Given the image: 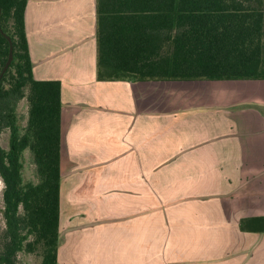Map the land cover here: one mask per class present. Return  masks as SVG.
<instances>
[{
	"label": "crops",
	"instance_id": "obj_1",
	"mask_svg": "<svg viewBox=\"0 0 264 264\" xmlns=\"http://www.w3.org/2000/svg\"><path fill=\"white\" fill-rule=\"evenodd\" d=\"M95 24L96 0L25 6L33 78L61 86L58 264H264L240 228L264 216V80L99 81Z\"/></svg>",
	"mask_w": 264,
	"mask_h": 264
},
{
	"label": "trees",
	"instance_id": "obj_2",
	"mask_svg": "<svg viewBox=\"0 0 264 264\" xmlns=\"http://www.w3.org/2000/svg\"><path fill=\"white\" fill-rule=\"evenodd\" d=\"M27 0H0V29L12 61L0 79V178L4 229L0 264L19 253H39L58 264L61 86L32 75L24 26ZM96 77L121 81L264 80V0H96ZM0 33V74L9 42ZM28 105L24 128L16 108ZM28 149L37 183H23ZM244 231L264 233V216L242 220Z\"/></svg>",
	"mask_w": 264,
	"mask_h": 264
},
{
	"label": "rangeland",
	"instance_id": "obj_3",
	"mask_svg": "<svg viewBox=\"0 0 264 264\" xmlns=\"http://www.w3.org/2000/svg\"><path fill=\"white\" fill-rule=\"evenodd\" d=\"M256 82H250L249 84H254ZM247 97H252V93L247 92ZM256 97L257 94H256ZM263 107V114L260 113L256 108H250L258 111L264 118V103L262 104ZM27 111H28V105L25 99L21 100L16 108V114H17V122L19 127L22 129L26 125L27 121ZM0 144L3 149L7 150L9 145V130L4 129L0 134ZM21 178L23 183H37V175L35 170V165L32 161V155L28 149L24 150L21 155ZM3 182L0 178V233L4 229V220L2 217V209H3V201H2V192H3ZM17 262L18 264H40L41 263V257L39 253H19L17 256Z\"/></svg>",
	"mask_w": 264,
	"mask_h": 264
},
{
	"label": "water",
	"instance_id": "obj_4",
	"mask_svg": "<svg viewBox=\"0 0 264 264\" xmlns=\"http://www.w3.org/2000/svg\"><path fill=\"white\" fill-rule=\"evenodd\" d=\"M0 33H1L4 37H6L5 34H3V32L1 31V29H0ZM6 39H7L8 42H9V53H8L7 61H6L5 65H4L3 69H2L1 74H0V79H1L2 75L5 73L6 69L8 68V66H9V64L11 63L12 58H13V56H12V44H11V41H10V39H9L8 37H6Z\"/></svg>",
	"mask_w": 264,
	"mask_h": 264
}]
</instances>
